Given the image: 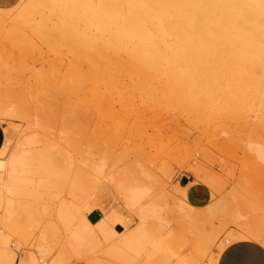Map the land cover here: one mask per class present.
Listing matches in <instances>:
<instances>
[{
	"label": "rangeland",
	"instance_id": "rangeland-1",
	"mask_svg": "<svg viewBox=\"0 0 264 264\" xmlns=\"http://www.w3.org/2000/svg\"><path fill=\"white\" fill-rule=\"evenodd\" d=\"M23 1L0 0L4 9L0 10V107H7L11 113L0 118L7 147L0 160L7 162L13 152L31 140L36 142L27 148L32 159L50 162L39 164L41 169L37 174L44 176L37 175L39 182L25 187L14 214L6 211L7 194L0 206V235L9 239V243L0 240V250L14 256L13 264L20 261L23 252L31 255L37 264H168L164 256L148 257L160 238L154 221L147 225L144 236L141 233V250H132L129 237L139 219L124 194L128 187L136 185L142 189L150 187L146 189L149 195L146 205L160 203L171 204L175 209L178 205L193 209L197 229L209 235L214 243L207 255L200 256L196 251L191 252L200 245L195 239L190 252L199 264L216 258V254L234 241L231 236L235 232L245 233L244 229L253 227L264 233V165L249 146L250 143L264 145V97L257 96L262 94L258 89L262 86L264 89L261 81L264 71L254 76L222 70L224 74L227 72L223 78L219 72L202 73L200 78L197 76L200 83L211 82L212 89L203 85L194 95L198 98V94L201 97L204 93L213 98L207 99L205 95L204 99L202 94L198 101L196 95L186 92L188 89H177V93L162 83L161 86L158 79L146 80L145 76L137 74V77L124 69L114 71V67L112 70L108 61L103 62L83 49L78 42L80 38H76L78 33L73 32L74 40L72 32L56 19L58 15L53 13V16L48 10L44 11L49 13L48 18L43 12L41 17L35 15V21L24 23L19 12ZM229 80L234 81L232 85L228 84ZM238 83L247 87L246 95ZM249 85L255 86L251 88L254 91ZM231 86L241 89L242 95ZM205 88L210 93L202 91ZM188 93L195 98H190ZM67 158L71 159L69 163ZM44 165L53 168L59 179L53 170L50 175V168L45 175L42 170L48 167ZM61 166H65L63 171ZM59 170L64 172V177ZM43 178L50 180L42 182ZM183 181L187 186L181 185ZM196 184L210 191V199L203 207L189 201L188 191ZM107 200L115 203L116 209L93 223L88 230L87 247L77 252L70 245L71 233L79 222H90V209ZM117 225L125 230L116 231ZM257 225L260 227H254ZM42 247H45L43 252ZM20 264L26 263L20 261Z\"/></svg>",
	"mask_w": 264,
	"mask_h": 264
},
{
	"label": "bare ground",
	"instance_id": "bare-ground-1",
	"mask_svg": "<svg viewBox=\"0 0 264 264\" xmlns=\"http://www.w3.org/2000/svg\"><path fill=\"white\" fill-rule=\"evenodd\" d=\"M19 7L20 17L25 20L19 21H24V23H26L27 20H33L38 14L41 17V14H43L45 10H48L53 16L54 14L58 15V18L56 19L63 24H61L63 27H66L65 29L68 32H72L71 36H73V38H75V33L73 34V32L78 33V37L76 38H78V40L80 38V41L78 42H81L79 45L81 46L82 44L83 49H85L88 53H93L97 58L100 57V60H103V62L108 61L111 69L113 67L115 68L114 71L124 69L130 72L131 75H143L146 77V80L149 78H151V81L152 79H158V82H160L159 84L162 83L163 87L176 90L177 93V89L183 90L181 88H185V90L188 89L186 92H191V94L194 95V92H198L197 89L204 88L205 86H209L211 88V82L206 81L207 84H205L206 82L204 84L203 82L200 83L198 77L202 73L219 72L221 76H227V72L224 74L220 71L233 70L239 71V74L253 73L255 76V74L259 71H264V0H27L21 2ZM9 9L10 8L7 10ZM0 10L4 9L0 7ZM16 14L15 17L17 16ZM48 14H43V16L45 17L47 15L46 18H48ZM4 16L5 15L2 17L4 18ZM20 17L19 19H21ZM53 18H51V20H53ZM46 20L48 19H45L44 21ZM63 27L61 28L62 31ZM66 30L61 33H65ZM69 34L67 33V35ZM71 36L70 38L73 39ZM76 38L74 40H76ZM78 42L76 44H78ZM101 61L99 63H102ZM106 69H108V67ZM119 71L116 73L119 74ZM229 74L231 75V73ZM249 74L247 75L249 76ZM110 75L111 74L108 76ZM206 75L207 74H205V77ZM233 75L235 74L233 73ZM247 75L246 77H248ZM235 77H238V75L236 74ZM248 78L252 79L253 77ZM134 80L135 78H133V81ZM261 81H264V79ZM231 82L234 81L231 80ZM231 82L229 80L228 84L232 85L233 83ZM244 84L245 83H243V85ZM241 86L242 84L240 83L239 87ZM254 87L251 86L250 89ZM206 88L209 89L208 87ZM206 88L201 90L207 91ZM232 88L235 89L236 87ZM232 88L231 90H233ZM261 88L258 90L259 92H262V94H256L259 97L260 95L264 97V89L262 90ZM241 89L242 91L245 90L242 94L247 92V87H243ZM250 89L248 91H250ZM195 90H197V92ZM236 90L237 89H235V91ZM239 90H237L238 94L241 92H239ZM252 90L253 89H251V91ZM255 90V92H258L257 89ZM199 93L202 92L199 91ZM202 94L204 95V93ZM202 94L201 97L200 94H198V96L203 98ZM246 94L247 93H245V95ZM205 95L207 96V94ZM205 95L204 99L208 97L207 99L211 100V98H213L210 95L205 97ZM192 96L190 97L189 94V97L193 99L194 96ZM195 97L197 98V95ZM242 98L244 97L242 96ZM258 100L260 101L259 98ZM198 101H200V99ZM3 108L0 107V118H5L7 115L11 116V113L8 111L10 109L7 110V107ZM16 111L14 110V112ZM12 115L14 116L15 113ZM53 123H55V121ZM8 144H10L9 141ZM34 144H36V142L31 140L26 141L18 150L11 154L7 162L0 160V206L3 204V200L7 194L6 211L8 213L14 214L16 212V208L20 203L18 197L23 194L25 187L27 188L29 186H33L35 182L36 184L39 182L37 173L41 169H39V164L41 162L37 160L34 161L32 159L33 157H31L32 155H30L31 152L27 151V148H32ZM249 146L252 147L255 157L264 165V145L250 143ZM6 150L7 147L3 146L0 150V154H3ZM63 154L64 153H62L61 156ZM45 159L46 158H44V160ZM69 159L67 158L68 163L71 160ZM52 160L54 161L55 159ZM47 161L50 162V160ZM53 161L51 162L53 163ZM57 161L58 160H56V162ZM45 162L41 163V165ZM49 165H51V163H49ZM44 166H46L45 168L47 169L48 166ZM65 166L63 168H65ZM71 166L73 171L74 166ZM52 167L54 168V163ZM49 168L50 167H48L45 171L42 170L43 173L45 174V172L47 173V171H50L51 168ZM53 168L51 169V172H49L50 175H52ZM63 168L61 166V169H59L63 171ZM77 170L79 171V169ZM64 171H66V169ZM54 172L56 173L55 170H53V173ZM55 173L53 175H55ZM61 174L62 175L60 176L64 177V172H61ZM41 176L43 177L44 175L42 174ZM55 176L58 178L57 174ZM48 177L46 176L45 178L48 179ZM45 178L42 179V182H49L50 179L47 181ZM126 179L128 178L126 177ZM131 182H133V180ZM131 182L129 183L133 187ZM141 182L139 184L144 185V183ZM135 184L136 183H134V185ZM127 185L128 184H126V187ZM136 186L135 188L128 187V192H125L127 194H124L127 198L128 205L137 211L139 219L137 228L132 232V234H130L129 237L132 250L134 252H139L141 250L143 247H141V233L143 232L144 236V232L147 230V225L150 221H154L156 233L160 235V238L155 241L153 249L149 253V258L164 256V259L168 264H199L200 262H198V259L196 261L197 263L194 262L195 256L191 252H197L200 256L207 255L209 253V249H211L210 247L213 239L206 233L197 229L195 219L196 215H194L193 209H184V206L181 207L177 203H175V205H178L176 209L172 207L171 204L170 206H168L169 204L162 205L160 203L146 205L145 200L149 196L147 195L146 189L150 187H145L146 189H142L140 187V189L138 187L136 188ZM185 194V196H187V192H185ZM218 204L219 203H217V206ZM115 209L116 204L107 200L106 202L96 205L94 208L90 209L89 214L97 213L99 217H101L103 214ZM218 211L220 210L218 209ZM195 213L197 214L198 211L196 212L195 210ZM198 215L199 214H197V216ZM238 216L241 217L239 214ZM93 223L96 222H92L91 220L90 222H79L75 230L71 233L70 245L71 247L76 248L75 250L77 252H82L87 247V234L88 230L92 229ZM254 227L260 226L257 225ZM244 230L245 233L235 232L232 236H230L234 239V241L246 238L255 239L264 245V233L253 227ZM41 238L44 240L46 238V234L43 233ZM195 239L200 241V245L198 247L197 242V250L195 248L194 251L192 250L190 252V247L193 245L194 241H196ZM0 240H3L2 242L4 243H9V239L7 237H2L1 235ZM44 249L45 247H42L41 252H43ZM216 255L219 256V253ZM218 256H216V258H209L207 260V264H216ZM19 259L21 262L26 264H37L35 259L27 252L21 253ZM20 261H17L16 264H20ZM14 262V256L11 253L5 250H0V264H13Z\"/></svg>",
	"mask_w": 264,
	"mask_h": 264
},
{
	"label": "crops",
	"instance_id": "crops-1",
	"mask_svg": "<svg viewBox=\"0 0 264 264\" xmlns=\"http://www.w3.org/2000/svg\"><path fill=\"white\" fill-rule=\"evenodd\" d=\"M6 141L4 125L0 122V150ZM181 185L187 186L185 181ZM189 201L196 207H203L210 199V191L202 184L192 185L188 191ZM97 213L89 214L92 222L99 220ZM116 231L125 230L121 225L115 227ZM216 264H264V245L255 239H240L228 244L219 253Z\"/></svg>",
	"mask_w": 264,
	"mask_h": 264
}]
</instances>
